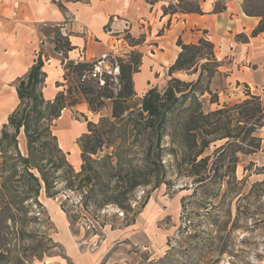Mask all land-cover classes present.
I'll use <instances>...</instances> for the list:
<instances>
[{"label":"rangeland","instance_id":"rangeland-1","mask_svg":"<svg viewBox=\"0 0 264 264\" xmlns=\"http://www.w3.org/2000/svg\"><path fill=\"white\" fill-rule=\"evenodd\" d=\"M69 22L66 18L63 21ZM45 33L47 44L60 48H54L57 53L46 49L45 54L59 58L64 69L58 83L64 107L84 102L90 109L89 97L94 107L102 100L90 118L72 109L64 111L71 122H93L95 137L91 143L101 145L90 154V169L87 171L86 163V170L81 171V154V162L73 166L59 147L53 131L56 118L49 122L47 111L38 119L37 113H29L30 128L36 124L43 130L50 124L55 139H50L44 129L42 137L28 146L21 126L5 151H0V234L6 239L0 246L4 254L0 264H264V142L260 126L264 117L258 113L245 123L240 121L244 125L238 127L236 120H245L243 108L239 113L230 109L246 99L249 105L258 102L257 90L228 81L229 69L208 76L199 61L170 75L169 67L164 70L163 78L173 76L187 84L181 86L185 93L176 95L171 109H161L164 119L143 109L142 97L147 91L137 95L133 83V94L121 103L125 110L113 117L114 100L96 97V87L87 95L75 89L68 91L79 81L77 72L69 67L73 60L67 57L69 37L57 27H47ZM120 34L132 42L125 31ZM122 46H118V53L124 56L121 64L130 63L137 71L140 54L131 50L127 54L126 46ZM159 76L157 73L156 78ZM166 86L167 81L147 82L148 89L156 88L159 93L158 102L169 104L172 101L166 98ZM24 104L22 107L30 111L27 105L31 100L24 99ZM261 105L264 108L262 101ZM219 108L225 112L207 118L206 127L216 126L215 133L201 129L190 133L196 134L197 145L201 138L210 140L195 156L199 147H193L184 124L192 111L206 114ZM250 125L254 126L252 135L260 139L256 151H249V139H243ZM7 131L15 134L14 126H8ZM86 132L78 136V146L79 137ZM222 134L236 136L239 147L225 144L228 138H219ZM17 151L29 158L27 169ZM204 157L208 159L202 164ZM96 170L108 190L94 199L90 190L99 187L98 179L82 177ZM26 171L37 178L38 185ZM41 173L50 182L48 191ZM130 183L136 184L130 188ZM15 200H21L19 207L13 204ZM10 212L16 219H9Z\"/></svg>","mask_w":264,"mask_h":264},{"label":"crops","instance_id":"crops-1","mask_svg":"<svg viewBox=\"0 0 264 264\" xmlns=\"http://www.w3.org/2000/svg\"><path fill=\"white\" fill-rule=\"evenodd\" d=\"M199 1L201 13H164L163 8L176 0H62L61 5L57 0H0V131L19 103L18 79L28 74L38 57L45 73L43 97L52 100L62 89L58 83L64 69L59 58L45 54L46 49L57 53L45 40L47 27H57L69 37L67 57L72 61L90 62L113 45L126 46L127 54L130 50L139 53L138 70L131 73L137 95L147 91V82L169 79L162 75L180 50L178 39L195 43L204 38L213 44L219 61L216 73L229 69L227 80L254 87L264 104V31L251 34L259 16L246 14L243 0ZM64 10L74 14V21L63 23ZM121 31L131 36L132 42L120 39ZM70 109L89 118L95 112L83 102L64 107L54 121L59 147L77 166L81 159L76 140L87 130V122L69 121L64 111ZM262 132L264 142V122Z\"/></svg>","mask_w":264,"mask_h":264},{"label":"trees","instance_id":"trees-1","mask_svg":"<svg viewBox=\"0 0 264 264\" xmlns=\"http://www.w3.org/2000/svg\"><path fill=\"white\" fill-rule=\"evenodd\" d=\"M58 3L61 5V1L57 0ZM243 8L244 12L248 15H256L259 16V22L256 25V27L252 30L251 34L256 35L259 32L264 31V0H243ZM219 9L218 6H215V10ZM197 12L201 13L200 9V1L199 0H176L174 4L170 3L168 6L163 8L164 13H172V12ZM67 45H69V40L66 38ZM177 45L180 46V51L177 54V57L175 61L169 66L168 68V74L170 75L172 72L177 71V70H188L191 68L192 65H197L199 61H202L200 64V69L205 70L208 74V76H212L214 72L217 71V67L220 65L219 61L216 60L213 54V44L204 39V38H199L197 42L195 43H183L180 39L177 40ZM55 49H60L58 46L54 47ZM67 49H70L67 48ZM137 61L135 60L134 63ZM91 62H81L78 61L75 63L74 61L69 62V67L72 70H75L79 75L84 72L86 69L90 67ZM43 65L42 59L40 57L37 58L36 62L31 66L28 74L26 75V80L24 78H19L16 84V91L17 95L19 98V103L17 106L14 108V110L11 112L9 115L7 122L2 125L1 131H0V151H5V145L10 142V140H13L16 136V133L18 132L19 128L22 126L24 129V132L27 137V143L29 144L28 146H31L34 141L42 137V131H44L48 134L50 139H55V135L51 133V130L49 129L51 127L50 124L46 125L47 128L38 129V126L35 124V128L32 130L30 127V119H29V113L34 112L37 113L36 119L38 117H43L46 115V111L48 114V120L51 122L55 118H57L60 114V110L65 106L64 104V95L63 93L59 92L55 95V97L52 100H44V97L42 95V91L38 90V85L39 88L42 87V83L44 80L45 73L41 70ZM135 71L132 70L131 64H121V74H120V79L122 82V88L120 92L117 94H114L112 90H110L108 87H97L95 84L93 85L92 81H87L84 83H80L78 81L77 84L74 86H69L68 91L70 92L71 89L77 90L80 94H88V93H93L94 89L93 87H96L98 89L96 97L98 98H109L113 99V105H112V116L113 117H118L122 114V112L125 110V106L122 105V100L127 98L128 96L133 94V89H132V80H131V73ZM201 75V74H200ZM199 78V75H198ZM187 84L181 80H179L176 77H170L167 80V86L164 88V92L166 95V98L168 100H171L172 102H169V104L161 103L159 101V93L157 92L156 88H150L147 90V92L144 94L142 97V107L145 111H147L149 114H156L160 115V119H164V110L162 111L161 109L164 107H168L171 109V107L174 106V102L177 101V94L180 93V95H184L185 90L181 89V86ZM253 98L254 95L252 96ZM257 99L258 96H256ZM24 99H30L31 104L27 105L29 107L30 111H26L22 106H26L24 104ZM256 99V98H255ZM93 98H88L87 103L89 104V108L94 111L97 109V107H100L103 103L102 100L98 101L96 104V107L91 105V102H93ZM255 102V104L249 105L250 101L248 99L244 100L243 102L234 105L230 109H235L236 113H239V110L242 108V113L243 117H245V120H240L237 119V125L240 127V121L244 122L248 119L256 117V115L259 113L261 118L263 119L264 117V108L261 105L260 102ZM72 104V103H71ZM22 107V108H21ZM223 108H219L217 110H213L211 112H207L206 114H203L202 112H199L198 114L195 111H192L189 114L188 119L186 120L184 124V130L186 134H189L193 138V147H199L198 151L195 153V156H198L202 149L205 148L210 140H205V138H201L200 144H196L195 142V135L196 134H190L193 130L197 129V131L201 129V132H206L207 134H212L215 133L217 130L216 126H211L210 128H207L206 125H208L209 121L207 118L210 116L214 115H220L225 112V110H222ZM38 116V117H37ZM199 120L202 121V124H199ZM14 126V133L15 134H10L7 131L8 126ZM93 122H87V132L82 134L79 139V146L81 148V157L83 160V164L81 166V171L86 170V163H87V171L90 169L88 167V163L91 161L90 154L95 153L98 147H100L101 143L99 144H92L91 138H94L95 136L93 135L94 127ZM263 125V122L260 124V126ZM245 127V126H243ZM247 127V126H246ZM204 129V130H202ZM254 126L250 125L246 129V133L243 139H249L247 145L250 147L249 151H256L259 148V141L260 139L254 135H252ZM99 138V137H98ZM219 138H228V142H225V144H230L231 146L234 147H239V141L237 140V137H233L230 134H222L220 135ZM17 157L20 161L26 164V169H27V163L29 161L28 157L19 155V152L17 151ZM6 159V158H5ZM8 159H11L9 156ZM207 157H204L200 160V163L205 164L207 161ZM3 164L5 163V160L2 162ZM13 165L15 167V162H13ZM58 166V164H57ZM28 176L38 182L37 178L30 172L26 171ZM134 176V174H133ZM100 177L101 174L98 170L93 171L92 174L87 172L86 176L82 177V180L84 179H92L96 178L98 179L99 182V187L97 189L92 188L90 190L91 195L96 199L98 195H100L102 192L108 190L106 186H104L102 183H100ZM41 179L44 182L45 190L48 191V189L51 187L50 182L48 181L47 177L44 176L41 173ZM136 183H133L128 186L132 188ZM38 185V183H37ZM96 186V183L95 185ZM96 188V187H95ZM129 188V189H130ZM97 190V193H94L93 191ZM37 193V189L35 190V194ZM106 197V196H105ZM105 199V198H104ZM103 199V203H106L107 200ZM111 199V198H110ZM21 203V200H15L14 205H18ZM6 204V201L4 202ZM11 210V209H10ZM9 219L14 220L16 219V216L10 212ZM5 238L3 235L0 234V246L2 247L5 244ZM10 252V249H8ZM4 254L2 251H0V258H3ZM19 259V258H18Z\"/></svg>","mask_w":264,"mask_h":264},{"label":"built area","instance_id":"built-area-1","mask_svg":"<svg viewBox=\"0 0 264 264\" xmlns=\"http://www.w3.org/2000/svg\"><path fill=\"white\" fill-rule=\"evenodd\" d=\"M65 18L67 21H74V14L66 11ZM119 38L125 42V36H120ZM118 51V46L113 45L110 50L92 59L90 67L79 75V82L93 81L99 88L108 87L114 94L120 92L122 88L120 79L121 62L124 56ZM72 118L75 119L76 115L73 114Z\"/></svg>","mask_w":264,"mask_h":264}]
</instances>
